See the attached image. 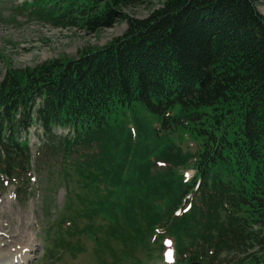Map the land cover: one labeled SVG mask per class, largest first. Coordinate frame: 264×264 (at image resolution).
<instances>
[{"label": "trees", "instance_id": "trees-1", "mask_svg": "<svg viewBox=\"0 0 264 264\" xmlns=\"http://www.w3.org/2000/svg\"><path fill=\"white\" fill-rule=\"evenodd\" d=\"M57 1L60 7L42 10L50 19L89 33L124 20L127 30L76 60L6 74L0 177L28 185L31 152L24 136L37 128L46 141L42 158L48 162L54 154L66 165L53 172L51 164L47 177L53 172L66 181L74 173L86 181L76 202L104 215L114 239L126 245L136 237L149 245L162 232L175 238L180 264L200 257L212 264H264V17L258 0H166L140 21L127 19L121 8L143 0ZM145 116L164 134L186 131L201 143L188 184L171 170L152 175L160 137ZM57 129H68L67 137H56ZM174 154L165 148L156 158L173 161ZM77 220V214L65 216L54 225L78 227Z\"/></svg>", "mask_w": 264, "mask_h": 264}, {"label": "rangeland", "instance_id": "rangeland-1", "mask_svg": "<svg viewBox=\"0 0 264 264\" xmlns=\"http://www.w3.org/2000/svg\"><path fill=\"white\" fill-rule=\"evenodd\" d=\"M165 1L143 0L138 5L121 8V11L127 19L140 21L147 19ZM49 4L60 7L57 0H7L0 3V83L10 71H27L50 61L76 60L86 51L100 50L109 46L126 33L127 25L124 20L111 29L89 33L65 21L50 19L48 14L42 11L47 10ZM36 6L42 13L35 9ZM255 6L257 12L264 17V1L258 0ZM138 117L142 120L141 114ZM148 119L145 116L147 125L158 124L151 118L153 123ZM129 124H131L130 121L126 128ZM66 132L67 130L57 129L55 134L60 138ZM158 134L161 135L156 143L159 153L154 157H158L165 148H170L175 152L174 156H177V159L165 161L166 167H161L160 170L154 169L152 175L161 171L164 176V171L171 170L175 178H182V173L185 171H189V175L193 176L192 165L201 148V143H198L186 131L175 130L165 134L158 132ZM28 135L31 152L29 169L31 176L36 178V182L31 184L27 192L35 189L38 193L37 196L34 193L32 197H25L21 201L17 200L15 193L16 190L21 189V185L9 186L5 191H0L2 193V195L0 193V246H6L1 248L3 251L9 252L17 249L19 252H24L25 247L31 243V253L24 254L25 259L29 257L28 264H98L95 256L99 255L107 264H123L121 258L125 256L121 254L122 252L138 258L142 264H163V261H155L157 254L154 246L151 244L141 246L136 241V237L131 239L127 236L126 230L115 228L119 234L129 238L126 245L109 237L107 230L109 222L105 220L104 215L92 213L89 207L80 209L76 202V194L83 193L86 181H81L74 173H70L66 181L53 172L47 177L45 170L51 164L57 168L59 157L53 154L48 162L45 161L41 155V148H39L45 140L41 138V131L32 128ZM56 146L59 145L56 144ZM154 157L150 159L155 165L158 161ZM166 163L170 165L167 166ZM43 171L46 178L42 176L40 184L38 178ZM75 214L78 216L79 224L76 239L82 244L83 253L75 255L70 251H62L58 258L50 263L47 262V257L43 255L44 242L55 238L61 240L65 237L53 224H56L62 217ZM89 225L94 226L93 234L97 237H99L98 230H100L99 235L102 242L109 245L112 250H104L106 246L100 248L90 242L87 230ZM0 254L3 256V252ZM208 262V258L200 257L189 264H208ZM209 264L212 263L209 262Z\"/></svg>", "mask_w": 264, "mask_h": 264}]
</instances>
